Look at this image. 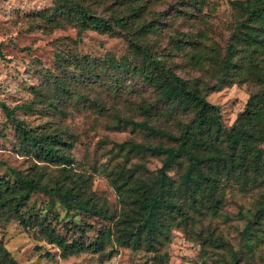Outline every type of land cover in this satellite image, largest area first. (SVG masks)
I'll use <instances>...</instances> for the list:
<instances>
[{"label": "rangeland", "instance_id": "1", "mask_svg": "<svg viewBox=\"0 0 264 264\" xmlns=\"http://www.w3.org/2000/svg\"><path fill=\"white\" fill-rule=\"evenodd\" d=\"M193 1L71 0L68 6L72 12L63 14L56 10L58 0H0V102L10 108L17 106L12 116L24 126L57 131L66 143L72 142L69 153L73 157L70 168L65 169L61 164L37 160L20 141L15 121L0 105V179L13 181L12 167L38 172L47 184L64 173L73 177L81 173L87 190L110 214L106 217L67 208L56 197L34 191L23 209L30 213L27 228L16 217L3 220L4 213L0 218V242L18 264H225L230 255L215 242L221 238L238 250L237 264H264V225L256 230L258 238L250 240L249 246L239 234L264 186L249 183L242 188L223 179L215 190L220 200L214 208L210 200L190 195L180 183L182 167L170 169L169 176L171 194L184 212L168 218L152 243L153 249L122 246L115 240L116 222L132 203L112 178L122 167L140 161L155 173L162 161L158 155L129 153L128 145L120 148V143L170 142L165 136L131 125L114 127L117 116L178 133L182 122L193 115L162 99L145 80L144 70L156 72L158 68L163 73L162 67L170 68L196 83L205 99L218 106L220 119L227 126L249 101L264 93V44L253 51L239 50L240 54L248 51L247 57H234L243 62L242 71L222 72L220 60L240 18L232 0H203L200 8L199 3L192 5ZM75 4L105 18L132 16L131 8L139 5L141 15L131 26L134 31L144 27L142 22L148 26L140 36L151 54L134 49L119 27L113 32L88 27L78 37ZM252 24L259 29L264 26V22ZM110 57L118 61V67L106 63ZM251 61L259 72L256 75L244 67ZM228 79L230 82L223 84ZM217 84L221 87H214ZM78 226L86 230L81 237L86 243L104 228V249H111V255L70 247L69 242L79 237Z\"/></svg>", "mask_w": 264, "mask_h": 264}, {"label": "trees", "instance_id": "2", "mask_svg": "<svg viewBox=\"0 0 264 264\" xmlns=\"http://www.w3.org/2000/svg\"><path fill=\"white\" fill-rule=\"evenodd\" d=\"M71 0H58L56 10L63 14L71 13L68 6ZM200 5L203 0H194L192 5ZM234 7L239 11L233 29L232 41L227 45L226 54L221 57V69L225 75L231 71H242L243 62L234 57H247L248 51L256 45L264 44V26L257 28L252 23L264 22V0H232ZM73 10L75 22L78 25L77 36L88 27L98 31H114L117 27L125 30L130 45L146 54H151L146 45L142 43L141 34L147 30L145 23L142 29L134 31L131 22L140 15L141 7L133 6L130 10L132 16L114 15L105 18L88 11L79 4ZM139 26V27H140ZM132 27V28H131ZM153 28V25H149ZM178 41V40H176ZM241 48L248 51L239 53ZM108 65L118 67L114 57L107 58ZM158 67V66H157ZM247 73H259L255 62L245 64ZM165 69V70H163ZM162 72L144 70L145 80L153 86L162 99L167 100L178 109L192 111V117L182 122V127L175 133L165 128L155 127L147 121H137L132 118L117 116L114 127L131 125L152 134L165 136L169 144L147 145L142 142L127 140L120 143V148L128 145V152L144 156L145 154L161 156V165L155 173H150L143 162H135L127 168L122 167L112 179L117 188H122L129 197L126 201L132 203L124 210L117 220L118 234L115 240L119 245L132 248L146 246L153 249V241L161 234L168 218H175L177 213H183L181 202L171 194L169 170L182 167L180 183L190 191V195L205 197L216 208L220 197L215 194L219 183L223 179H230L246 188L247 184L264 186V93L256 101H249L246 107L238 113L234 122L227 126L219 116L218 106L205 99L204 94L196 83L177 74L170 68L162 67ZM233 72V73H235ZM259 78V76H257ZM230 80H224L228 84ZM222 84V85H223ZM221 87V84L214 86ZM66 90L67 88L64 87ZM4 112L12 117L16 123V131L20 141L34 153L37 160L61 164L62 169L70 168L73 157L69 153L72 142L66 143L57 131L46 129L35 130L24 126L22 120L12 116L15 109L4 102H0ZM29 107V106H26ZM149 106H142L147 111ZM135 131V130H132ZM261 144L263 146H261ZM14 180L0 179V218L3 220L16 217L19 223L27 228L30 213L23 210L34 191H43L52 198L59 200L67 208L81 209L92 214L108 217L107 207L99 204L93 193L87 190L86 178L81 173L75 177L64 173L51 184L42 182L38 172L25 173L20 169L11 168ZM38 174V175H37ZM128 203V204H129ZM1 219V220H2ZM264 225V191L250 216L246 217L245 225L240 230L242 243L249 246L250 240L258 238L256 230ZM78 238L69 242L74 249L89 248L99 251L102 255L110 256L112 250L105 248V229L100 228L98 234L91 242L86 243L81 237L86 230L78 226ZM216 245L226 249L230 258L225 264H237L238 250L234 249L228 240L217 239ZM0 264H18L7 248L0 242Z\"/></svg>", "mask_w": 264, "mask_h": 264}]
</instances>
